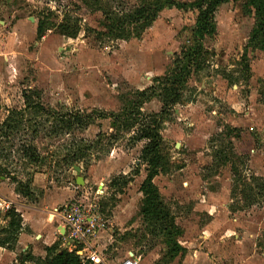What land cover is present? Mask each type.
I'll return each mask as SVG.
<instances>
[{
  "label": "rangeland",
  "instance_id": "obj_1",
  "mask_svg": "<svg viewBox=\"0 0 264 264\" xmlns=\"http://www.w3.org/2000/svg\"><path fill=\"white\" fill-rule=\"evenodd\" d=\"M172 1L179 7L123 40L101 12L140 1L0 0V240L8 239L0 264L43 259L49 233L61 230L55 213L71 201L98 208L105 264L129 255L139 264H264V183L251 180H264V46L248 41L255 20L247 0L217 9L214 35L161 120L152 182L175 229L161 233L141 214L148 167L136 113H158L161 102H129L189 46L195 0ZM23 93L44 111L24 109ZM75 113L89 116L87 127L72 121ZM28 146L36 164L23 157ZM7 212L21 218L27 249L25 239L16 243L20 232L13 240L1 231ZM60 239L57 249L72 252Z\"/></svg>",
  "mask_w": 264,
  "mask_h": 264
},
{
  "label": "trees",
  "instance_id": "obj_2",
  "mask_svg": "<svg viewBox=\"0 0 264 264\" xmlns=\"http://www.w3.org/2000/svg\"><path fill=\"white\" fill-rule=\"evenodd\" d=\"M140 1L141 6L131 7L127 11L117 10V12L110 13L103 10L102 16L107 22V30L111 33H120V39L126 40L130 36L127 34V29L131 28L138 31H144L156 19L158 14L165 8H178L179 4H175L172 0H134ZM230 0H195L187 7L196 10L197 17L191 31L189 46L185 48L179 55L175 56L173 62V69L162 78H153L149 87L137 91L135 93V100L129 102L133 108L140 109V107L148 103L152 98H158L161 102V109L158 113L149 115H142L140 110L137 115L140 118L139 130L135 139L137 142H144V147L141 151V157L148 167L146 177L142 182L139 192L142 195L141 214L144 217L152 218L155 223L159 225L161 233L168 234L175 229L173 222L170 220L164 206L161 205L158 189L153 184V178L157 175V169L160 164L159 148L161 144V136L159 128L161 120L166 117L168 113L178 104L180 99L181 88L186 81L190 69L197 64V61L204 54L203 41L214 35L216 29L215 14L217 9L228 3ZM236 1V0H234ZM147 4H146V3ZM89 3H99V0H88ZM145 3V4H144ZM248 8L252 11L255 28L251 31L250 44L259 41V44L264 46V0H247ZM181 4L180 6L183 7ZM37 29V34H38ZM66 31V30H65ZM126 32V35H125ZM258 37H260L258 39ZM264 49V47L262 48ZM29 94V93H28ZM24 109L43 112V108L38 104H33L29 101L27 94L23 93ZM126 107L121 109L120 114L126 113ZM72 121H76V125L87 127L89 116L75 113L71 115ZM8 119L3 122L2 126H6ZM23 157L36 164L38 156L36 150L28 146L23 148ZM255 182L264 183V180L253 177L251 179ZM17 193L23 197H28L27 190H17ZM5 218L9 222L4 228L3 233H8L13 240L16 239L21 230V218L15 212L6 213ZM8 231V232H7ZM8 239L0 240V248L7 245ZM59 242V241H58ZM7 247V246H6ZM57 243L45 248V257L37 258L32 254H27V257H17L18 264H83L84 262L75 254L74 251L66 252L57 249ZM14 247L7 248L13 251Z\"/></svg>",
  "mask_w": 264,
  "mask_h": 264
},
{
  "label": "built area",
  "instance_id": "obj_3",
  "mask_svg": "<svg viewBox=\"0 0 264 264\" xmlns=\"http://www.w3.org/2000/svg\"><path fill=\"white\" fill-rule=\"evenodd\" d=\"M6 207H8L6 205ZM55 217L63 231L64 249L72 251L87 264H105L101 252L92 243L96 234L102 229L101 218L96 205H85L82 202H69L58 208ZM139 259L129 255L118 264H138Z\"/></svg>",
  "mask_w": 264,
  "mask_h": 264
},
{
  "label": "crops",
  "instance_id": "obj_4",
  "mask_svg": "<svg viewBox=\"0 0 264 264\" xmlns=\"http://www.w3.org/2000/svg\"><path fill=\"white\" fill-rule=\"evenodd\" d=\"M15 197H17V196H15ZM6 202H7V201H6ZM56 229H57V233H56L55 235L53 234L52 230H51V232L49 233L48 242H47V243H44V248H48V247L52 246L54 243H56L57 241H59V242L61 241V239L59 238L58 233H59L60 231H62V230H59V232H58L59 227H57ZM60 229H61V228H60ZM22 232H23V231L21 230L20 233H19V236H18V238H17L16 243H17L18 246H20V245L22 244V242L24 241V239H25L26 246H23V247L21 248V250H25V249H27V246L30 245V237H28L26 233H24V232L22 233ZM26 241H27V242H26ZM92 243H93L94 245H97L96 242H95V238L92 240ZM44 248L42 249L43 253H44ZM97 249H98V248H97ZM0 250H2V249H0ZM2 251L5 252L4 250H2ZM5 253H7V252H5ZM189 263H190V260H187L186 264H189ZM138 264H139V263H138ZM183 264H185V263H183Z\"/></svg>",
  "mask_w": 264,
  "mask_h": 264
},
{
  "label": "water",
  "instance_id": "obj_5",
  "mask_svg": "<svg viewBox=\"0 0 264 264\" xmlns=\"http://www.w3.org/2000/svg\"><path fill=\"white\" fill-rule=\"evenodd\" d=\"M75 170H76L77 172H79V169H78V168H75ZM80 181H81V180L78 179V180H77V184L80 183ZM59 233H60V238H61L62 235H63V231H60Z\"/></svg>",
  "mask_w": 264,
  "mask_h": 264
}]
</instances>
